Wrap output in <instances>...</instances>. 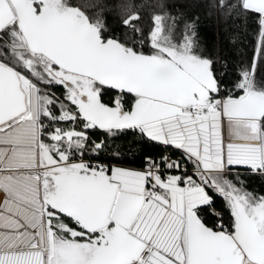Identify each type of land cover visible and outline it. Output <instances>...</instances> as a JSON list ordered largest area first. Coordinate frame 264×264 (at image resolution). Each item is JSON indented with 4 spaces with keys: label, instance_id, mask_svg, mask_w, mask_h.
Here are the masks:
<instances>
[{
    "label": "snow or ice",
    "instance_id": "6c2138e0",
    "mask_svg": "<svg viewBox=\"0 0 264 264\" xmlns=\"http://www.w3.org/2000/svg\"><path fill=\"white\" fill-rule=\"evenodd\" d=\"M0 264H264V0H0Z\"/></svg>",
    "mask_w": 264,
    "mask_h": 264
},
{
    "label": "water",
    "instance_id": "95a60500",
    "mask_svg": "<svg viewBox=\"0 0 264 264\" xmlns=\"http://www.w3.org/2000/svg\"><path fill=\"white\" fill-rule=\"evenodd\" d=\"M52 42L59 47H62L72 52L86 51V43L80 35L74 31H59L51 36ZM201 71L186 67L183 73H176L175 71L167 72L164 74H155L156 79L162 80L168 86L184 89L192 87L201 76Z\"/></svg>",
    "mask_w": 264,
    "mask_h": 264
},
{
    "label": "trees",
    "instance_id": "16d2710c",
    "mask_svg": "<svg viewBox=\"0 0 264 264\" xmlns=\"http://www.w3.org/2000/svg\"><path fill=\"white\" fill-rule=\"evenodd\" d=\"M126 2L130 6H139L142 3H148V4L155 5V4H158V3H163L164 0H126ZM211 22L213 24L216 23V17L215 16L211 17ZM148 23H149L148 16L147 15H143V19H142V21L139 22V25L145 32L147 31ZM228 24L232 25V20L231 19H229ZM119 36H120L121 40L124 41V43H127V44H132L133 43V38L135 40H139L141 38L139 36H136V34L131 31V27L129 28V31H127V32H123V31L120 32ZM110 147H112L114 150L117 149V148H122L126 153H130V152H133V151L137 150V146L132 144V143H130V142H123V143L117 142L116 144L110 145ZM253 186H255V185H253Z\"/></svg>",
    "mask_w": 264,
    "mask_h": 264
},
{
    "label": "crops",
    "instance_id": "0c3cea01",
    "mask_svg": "<svg viewBox=\"0 0 264 264\" xmlns=\"http://www.w3.org/2000/svg\"><path fill=\"white\" fill-rule=\"evenodd\" d=\"M189 67H191V68H193V69H196V70L200 71L199 69L195 68L194 66H189ZM201 73H202V72H201ZM202 75H203V73L201 74L200 78L202 77ZM195 82H196V80H194V83H195Z\"/></svg>",
    "mask_w": 264,
    "mask_h": 264
},
{
    "label": "rangeland",
    "instance_id": "374dc122",
    "mask_svg": "<svg viewBox=\"0 0 264 264\" xmlns=\"http://www.w3.org/2000/svg\"><path fill=\"white\" fill-rule=\"evenodd\" d=\"M130 27H132V26H130Z\"/></svg>",
    "mask_w": 264,
    "mask_h": 264
}]
</instances>
